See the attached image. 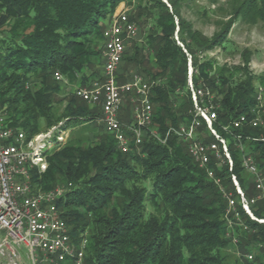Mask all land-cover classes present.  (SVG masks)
<instances>
[{
  "label": "trees",
  "instance_id": "16d2710c",
  "mask_svg": "<svg viewBox=\"0 0 264 264\" xmlns=\"http://www.w3.org/2000/svg\"><path fill=\"white\" fill-rule=\"evenodd\" d=\"M121 1L0 0V105L28 138L62 120L73 128L100 120L101 106H90L73 90L59 111L53 93L66 85L53 74L59 70L69 82L79 78V85L99 77L96 68L91 70L92 57L99 58L101 71L104 19ZM147 1L159 15L146 39L127 51L120 80L131 71L160 80L151 92L152 127L164 135L169 127L179 126L193 108L189 57L180 41L191 55L195 86L209 89L219 105L216 128L231 138L222 125L248 112L257 102L256 84L264 87V73L251 70L253 54L243 52L241 64L227 74L226 67L199 56L195 45L205 52L220 48L229 28L208 40L184 19L178 0ZM240 13L245 20H264V0H244ZM131 19L137 24L136 17ZM95 37H102L99 51L93 47ZM33 76L42 78L43 87L31 89ZM131 116L127 100L121 119L130 122ZM103 132L92 144L71 138L47 155L46 172L32 175L42 190H51L62 180L72 183V190L57 205L73 237L89 232L85 264H264V222L259 221L264 219V198H259L243 165L244 153L232 139L231 170L225 155L212 156L208 166L201 167L177 135L162 143L148 134L139 146L132 144V150L123 153L114 136ZM237 133L242 134L246 152L264 168V141L253 139L264 135V126L246 125ZM213 139L208 135L206 141ZM206 168L214 171L222 186ZM233 175L246 198L256 199L250 205L255 218L243 208ZM229 197L236 200L235 210L229 208ZM230 251L237 253L236 263L231 262Z\"/></svg>",
  "mask_w": 264,
  "mask_h": 264
},
{
  "label": "built area",
  "instance_id": "2783aa9c",
  "mask_svg": "<svg viewBox=\"0 0 264 264\" xmlns=\"http://www.w3.org/2000/svg\"><path fill=\"white\" fill-rule=\"evenodd\" d=\"M130 16V11L124 9L105 27L99 77L87 85H77L74 94L92 107L101 106L100 121L104 130L114 136L123 153L131 151L132 144L139 146L148 134L162 143L177 135L187 142L190 155L201 167H207L212 156L220 159L225 155L232 170V139L244 153L243 165L259 190V198H264V168H260L254 157L246 152L240 141L242 134L237 133L246 125L264 126V87L259 82L256 84L257 102L248 112L222 125L231 138L224 136L215 126L219 105L214 102V94L204 86H195L191 55L178 41L189 57L188 86L193 108L189 119L179 126L169 127L164 135L160 134L152 127L154 110L151 101L152 88L160 84V80H150L146 73L138 71L125 73V80H120L124 57L131 41L138 38L141 31ZM53 77L59 83L69 84L68 78L59 70ZM127 100L131 103L130 122L121 119ZM69 135L66 120H63L46 133L28 138L22 127L11 124L6 107L0 105V264H85L89 238L86 233L78 238L72 236L71 227L57 205L72 190V183L42 190L32 179L33 172H46L49 151L59 148L61 142L66 143ZM208 135L214 139L206 141ZM253 139L264 141V135ZM206 169L208 176L222 186L214 171ZM232 180L243 208L255 218L250 205L256 199L246 198L235 175ZM235 201L229 197V208L235 210ZM259 221L264 222V219ZM247 257L252 260L254 254H247Z\"/></svg>",
  "mask_w": 264,
  "mask_h": 264
},
{
  "label": "rangeland",
  "instance_id": "374dc122",
  "mask_svg": "<svg viewBox=\"0 0 264 264\" xmlns=\"http://www.w3.org/2000/svg\"><path fill=\"white\" fill-rule=\"evenodd\" d=\"M164 1L169 2L168 0ZM243 1L244 0H178L181 6L182 16L193 26V29L197 31L200 36L209 40L229 28L227 42L222 47L205 52L202 46L195 45L199 50V56L212 58L219 66L226 67L228 69L226 73L228 74L235 66L241 64L242 53L249 50L253 54L251 57V70L255 74H263L264 20L256 19L255 17L245 20L241 13L238 14L239 7ZM151 6L152 5L147 0H122L112 14L104 19V23L106 26L109 25L120 11L128 9L132 15L131 17H136L137 25L139 30H141L138 38L133 39L130 43V48L132 49L135 43L139 42L140 44V42H143L142 40L146 39L148 34L146 31L155 22L157 15H159V11ZM8 28V25L4 26V30ZM3 35L5 36V34ZM94 40L96 44L93 43V45H95L93 47L95 50L99 51V49H101L102 37H95ZM92 60L93 67H91V70H95L96 68L98 72H100L98 67L100 63L99 58L94 56ZM79 80L78 78L73 82H69L68 85L60 86L58 89L54 90V104L59 111L62 112L67 106L72 97V90L79 85ZM51 83H55L52 78ZM30 87L32 90L43 87L42 78L33 76ZM41 123H43V120H41ZM50 129L51 127H43L40 133H46ZM68 129L70 135L66 143L73 137H81L84 143L92 144L97 142L100 136L104 134L100 120L83 126L77 125L74 128L68 127ZM66 143L63 144V142H61L59 146L61 147ZM52 150L49 151V154ZM65 181L66 180L59 181L57 186L67 184ZM86 234L89 238V232H86ZM230 252L233 254L231 256V262L236 263L235 259L238 256L237 253L233 251ZM241 263H243L242 260Z\"/></svg>",
  "mask_w": 264,
  "mask_h": 264
},
{
  "label": "crops",
  "instance_id": "0c3cea01",
  "mask_svg": "<svg viewBox=\"0 0 264 264\" xmlns=\"http://www.w3.org/2000/svg\"><path fill=\"white\" fill-rule=\"evenodd\" d=\"M101 125H102V123H101Z\"/></svg>",
  "mask_w": 264,
  "mask_h": 264
}]
</instances>
